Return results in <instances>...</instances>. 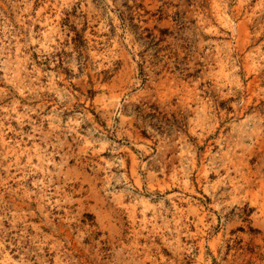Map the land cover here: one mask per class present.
<instances>
[{"label":"rangeland","instance_id":"1","mask_svg":"<svg viewBox=\"0 0 264 264\" xmlns=\"http://www.w3.org/2000/svg\"><path fill=\"white\" fill-rule=\"evenodd\" d=\"M0 264H264V0H0Z\"/></svg>","mask_w":264,"mask_h":264}]
</instances>
